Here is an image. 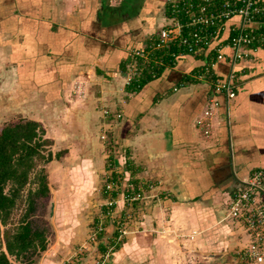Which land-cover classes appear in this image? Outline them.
<instances>
[{
  "label": "crops",
  "instance_id": "1",
  "mask_svg": "<svg viewBox=\"0 0 264 264\" xmlns=\"http://www.w3.org/2000/svg\"><path fill=\"white\" fill-rule=\"evenodd\" d=\"M167 1L0 0V120L41 125L44 138L65 151L61 165L78 167L75 193L89 211L106 196L117 200L112 213L127 210L122 190L104 193L107 178L149 187L142 219L130 224L137 231H127L102 264H242L236 254L247 237L224 217L237 183L264 172V48L232 67L231 52L222 50L212 78L232 72L236 90L227 102L216 96L205 138L194 119L210 87L194 75L209 55L181 56L137 91L124 84L130 53L169 23ZM237 24L224 23L221 45ZM107 234L94 255L112 242ZM47 259L40 264H52Z\"/></svg>",
  "mask_w": 264,
  "mask_h": 264
},
{
  "label": "built area",
  "instance_id": "2",
  "mask_svg": "<svg viewBox=\"0 0 264 264\" xmlns=\"http://www.w3.org/2000/svg\"><path fill=\"white\" fill-rule=\"evenodd\" d=\"M169 23L160 28L150 44L134 49L130 53V61L125 66V86L136 83L144 75V71L153 79L159 67L172 66L181 56L209 55L205 63L194 75L198 82L207 83L210 93L205 108L194 119V127L203 137L211 134V119L217 108V95H223L226 102L234 98L236 82L232 72L222 79L212 78L214 67L225 59L223 49L231 52V67L238 61L247 59L252 51L264 48V3L258 0H168ZM232 18L238 24L228 30L226 44L218 41L224 23ZM163 57L167 61L163 62ZM152 64L149 69L145 66ZM149 66V65H148ZM157 67V68H154ZM76 96H82V84L74 86ZM119 117L118 115L116 116ZM100 139L104 140L101 135ZM109 177V176H107ZM121 181V183H120ZM123 188L124 205L144 199L148 186L131 182L123 178L113 181L107 178L103 186L104 193H117ZM116 198L107 199L104 206L113 209ZM237 223L247 237V244L238 252L237 260L242 264H264V172L259 170L240 180L226 204L225 217ZM102 227L95 226L79 250H86L95 244ZM125 234L118 229L116 241ZM118 243V242H117ZM114 242L110 245L113 249ZM106 255L96 258L92 264H102Z\"/></svg>",
  "mask_w": 264,
  "mask_h": 264
},
{
  "label": "rangeland",
  "instance_id": "3",
  "mask_svg": "<svg viewBox=\"0 0 264 264\" xmlns=\"http://www.w3.org/2000/svg\"><path fill=\"white\" fill-rule=\"evenodd\" d=\"M3 87H5V91L3 93L5 96H7L6 101L7 104H9V101L12 98H10L11 95L9 93V88L6 90L8 85H3ZM52 119L50 121H53ZM16 120L18 121L25 119H22L19 116H15L11 120L1 119L0 128L3 125L15 122ZM49 129L51 132L54 131V125L50 124ZM114 135L115 140H117V131L114 132ZM50 144L51 145L48 147V151L51 153L52 160L43 166L47 179L48 196L45 199L33 200L34 211L32 212L31 218L28 220L32 230H42L44 226L46 227V247L43 252L38 253L37 256L34 257L35 259L33 258L34 263L32 264H40L42 261L46 262L48 261L47 258H51L53 260L52 264H92L96 258L106 254L107 258H109L111 253L115 250V248L111 249L112 247H110V244L113 242L117 243L119 241L120 243L121 241L123 242L124 240L122 238L126 236L127 231H137V229H133V225L130 224L142 219L141 212L143 211L142 205L145 201L144 199L147 197L146 191L144 192V199L132 202L133 204H137L132 208L131 205H127V210L124 214H120V212L117 210L113 211L115 213H112V209H103L105 206L102 203L106 202V200H103V197L101 198L99 205L95 203V206H93L92 210L89 211L90 208L87 207V202L85 201L84 203L82 201L84 198L82 196H77L75 193L77 188L76 174H78L76 169H78V167L76 168V165L67 162L61 165V159L65 154V151L61 150L59 147H54L51 141ZM115 145L117 144H114L115 152H112L117 153L118 148H115ZM57 153L60 154L58 157L59 159L56 160L53 157ZM119 154H121V151H119ZM103 186L104 184L102 187ZM28 189H34V185L29 184L26 186L24 188L22 197H25L26 191ZM120 189L123 191V188L120 187ZM87 196L89 197V195ZM106 199H108L107 196ZM79 201L82 204L81 207L75 208L79 207V204H77ZM91 201L93 202L94 200L91 199ZM138 202L141 203L138 204ZM17 204V209L13 212L10 218V223L12 224H16L20 215L23 213L24 203L22 201H18ZM42 221L44 223H42ZM115 223H117V225ZM97 225L102 227V232L101 235L97 236L95 246H93V244L87 247L86 250H78L79 246L86 241L88 233H90ZM117 226L118 228H116ZM105 228L109 229L108 234L105 231ZM118 229L123 230L125 234L120 238L119 241H116L113 238V235L118 231ZM79 233L84 234L82 238L78 237ZM105 234L110 235L109 240H112V242H110L108 245L104 244L102 246L105 247L103 253L94 255L93 253H97L96 250L98 251L97 247L100 246V242L105 241ZM92 249H94V251H92ZM106 259H104V261ZM9 261L12 264H24L22 260L15 261L13 258H9Z\"/></svg>",
  "mask_w": 264,
  "mask_h": 264
},
{
  "label": "trees",
  "instance_id": "4",
  "mask_svg": "<svg viewBox=\"0 0 264 264\" xmlns=\"http://www.w3.org/2000/svg\"><path fill=\"white\" fill-rule=\"evenodd\" d=\"M162 60L166 62L167 57ZM146 67L149 69L152 64H147L145 70ZM161 68L156 71L159 72ZM150 79L144 71L143 77L136 82L137 88L130 90L137 91ZM50 145L37 122L16 120L0 128V264H12L9 258L32 264L34 257L45 250L46 227L32 230L28 220L34 211L33 200L48 196L43 166L52 160L48 151ZM59 154H55L53 158L57 159ZM29 184L34 185V189H28L25 197H22L24 188ZM18 201L24 203L23 213L16 224H12L10 218L17 209ZM119 246L120 241L113 244L115 249Z\"/></svg>",
  "mask_w": 264,
  "mask_h": 264
}]
</instances>
